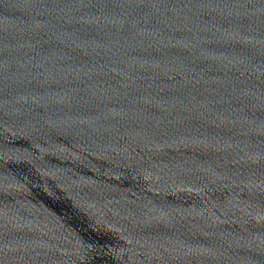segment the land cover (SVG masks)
<instances>
[{
	"label": "water",
	"instance_id": "obj_1",
	"mask_svg": "<svg viewBox=\"0 0 264 264\" xmlns=\"http://www.w3.org/2000/svg\"><path fill=\"white\" fill-rule=\"evenodd\" d=\"M0 264H264V0H0Z\"/></svg>",
	"mask_w": 264,
	"mask_h": 264
}]
</instances>
